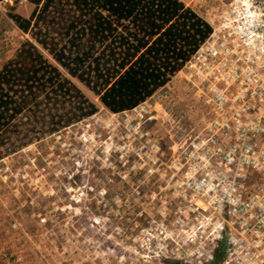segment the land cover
Instances as JSON below:
<instances>
[{"label": "built area", "instance_id": "obj_1", "mask_svg": "<svg viewBox=\"0 0 264 264\" xmlns=\"http://www.w3.org/2000/svg\"><path fill=\"white\" fill-rule=\"evenodd\" d=\"M220 3L169 83L113 115L118 162L139 166L122 180L159 182L135 214L143 264H264V0Z\"/></svg>", "mask_w": 264, "mask_h": 264}, {"label": "rangeland", "instance_id": "obj_2", "mask_svg": "<svg viewBox=\"0 0 264 264\" xmlns=\"http://www.w3.org/2000/svg\"><path fill=\"white\" fill-rule=\"evenodd\" d=\"M186 1L209 25L221 13L220 0ZM31 11L26 0L0 3V67L28 39L9 14ZM73 83L97 113L0 160V264H143L134 227L143 219L135 214L151 212L159 182H149L147 196L134 195L136 177H121L139 166L118 162V117ZM175 88L183 99L182 84Z\"/></svg>", "mask_w": 264, "mask_h": 264}, {"label": "trees", "instance_id": "obj_3", "mask_svg": "<svg viewBox=\"0 0 264 264\" xmlns=\"http://www.w3.org/2000/svg\"><path fill=\"white\" fill-rule=\"evenodd\" d=\"M26 1L32 7L30 16L9 14V18L28 39L0 67L4 88L0 92V160L97 113V107L73 81L110 114L131 111L168 84L211 33L203 18L176 0L183 7L158 31L163 21L145 17L143 34L120 45L121 59L113 68V53H105L106 65L98 63L92 54L51 30L52 14L60 8L55 0L51 4ZM173 24L176 27L169 31ZM101 77L108 80L103 88Z\"/></svg>", "mask_w": 264, "mask_h": 264}, {"label": "snow or ice", "instance_id": "obj_4", "mask_svg": "<svg viewBox=\"0 0 264 264\" xmlns=\"http://www.w3.org/2000/svg\"><path fill=\"white\" fill-rule=\"evenodd\" d=\"M36 2L39 3L40 0ZM51 3L53 0H47V4ZM55 3L60 5V8L52 14L49 23L51 30L61 38H66L69 43L74 42L77 48L92 54L98 63L103 61L106 65L108 57L105 53H113L111 56L113 68L121 59L120 45L126 43L129 38H135L138 33L143 34L146 16L149 19L155 17L163 21L158 26V31L172 20L176 15V9L183 7V4H177L176 0H64L63 4H60V0H55ZM175 27L173 24L169 31ZM123 67L124 64L120 63L119 68ZM101 78L103 88L108 85V80ZM3 91V84L0 83V92ZM231 147L234 151V146ZM64 254L67 255V252Z\"/></svg>", "mask_w": 264, "mask_h": 264}, {"label": "crops", "instance_id": "obj_5", "mask_svg": "<svg viewBox=\"0 0 264 264\" xmlns=\"http://www.w3.org/2000/svg\"><path fill=\"white\" fill-rule=\"evenodd\" d=\"M185 6L189 7L192 11H194L197 15H199L196 10H194V6L196 5L195 3H193V1H186L185 0H180ZM200 16V15H199ZM202 18V17H201ZM204 20V19H203ZM205 21V20H204Z\"/></svg>", "mask_w": 264, "mask_h": 264}]
</instances>
